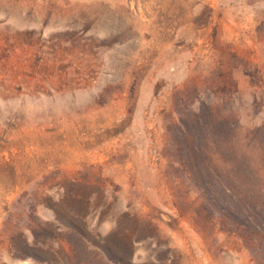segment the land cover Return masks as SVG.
Returning <instances> with one entry per match:
<instances>
[{
	"label": "rangeland",
	"instance_id": "rangeland-1",
	"mask_svg": "<svg viewBox=\"0 0 264 264\" xmlns=\"http://www.w3.org/2000/svg\"><path fill=\"white\" fill-rule=\"evenodd\" d=\"M0 264H264V0H0Z\"/></svg>",
	"mask_w": 264,
	"mask_h": 264
},
{
	"label": "bare ground",
	"instance_id": "bare-ground-1",
	"mask_svg": "<svg viewBox=\"0 0 264 264\" xmlns=\"http://www.w3.org/2000/svg\"><path fill=\"white\" fill-rule=\"evenodd\" d=\"M10 8V7H9ZM13 16V15H12ZM65 20V19H64ZM90 20V19H89ZM52 22V21H51Z\"/></svg>",
	"mask_w": 264,
	"mask_h": 264
}]
</instances>
